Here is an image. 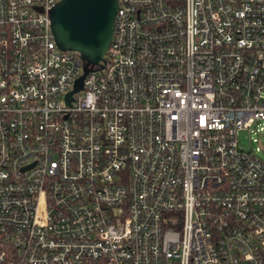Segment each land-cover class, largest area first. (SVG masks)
<instances>
[{"label": "built area", "instance_id": "2783aa9c", "mask_svg": "<svg viewBox=\"0 0 264 264\" xmlns=\"http://www.w3.org/2000/svg\"><path fill=\"white\" fill-rule=\"evenodd\" d=\"M58 1L0 0V264H264V0H116L86 66Z\"/></svg>", "mask_w": 264, "mask_h": 264}, {"label": "water", "instance_id": "95a60500", "mask_svg": "<svg viewBox=\"0 0 264 264\" xmlns=\"http://www.w3.org/2000/svg\"><path fill=\"white\" fill-rule=\"evenodd\" d=\"M116 10V0H59L49 11L56 46L78 53L85 66L97 65L109 45ZM85 73L75 80L73 91L81 89Z\"/></svg>", "mask_w": 264, "mask_h": 264}, {"label": "rangeland", "instance_id": "374dc122", "mask_svg": "<svg viewBox=\"0 0 264 264\" xmlns=\"http://www.w3.org/2000/svg\"><path fill=\"white\" fill-rule=\"evenodd\" d=\"M254 126H252L249 130H239L237 132L236 138L238 147L245 151H254V147L257 146H264V132L262 133H254ZM251 130V131H250ZM256 137L258 143H254L251 141V138Z\"/></svg>", "mask_w": 264, "mask_h": 264}]
</instances>
